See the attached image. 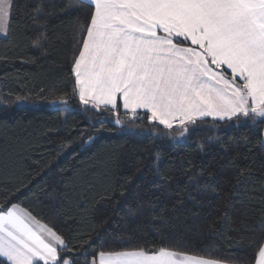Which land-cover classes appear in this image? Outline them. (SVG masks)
Here are the masks:
<instances>
[{
    "label": "trees",
    "instance_id": "obj_1",
    "mask_svg": "<svg viewBox=\"0 0 264 264\" xmlns=\"http://www.w3.org/2000/svg\"><path fill=\"white\" fill-rule=\"evenodd\" d=\"M70 2L75 5V0H15L10 34L0 37V202L8 197L31 210L63 233L77 254L89 240V252L121 239L131 247L159 245L154 225H162L153 217L164 216L187 225L169 234L168 246L254 264L264 233V148L259 145L264 126L209 122L171 140L154 134L146 121L117 126L114 117L85 110L78 100L50 107L71 92L78 29L87 11L76 6L69 15L52 7ZM33 17H39L36 23ZM37 29L47 35L43 50L31 47ZM89 136L94 139L85 143ZM201 145L209 150L202 153ZM246 166L251 175L240 195L226 203L236 169ZM189 168L193 176L212 169L213 178L190 184L183 175ZM157 170L183 204L176 193L157 189ZM106 195L112 198H102ZM141 204L145 207L131 216Z\"/></svg>",
    "mask_w": 264,
    "mask_h": 264
},
{
    "label": "snow or ice",
    "instance_id": "obj_2",
    "mask_svg": "<svg viewBox=\"0 0 264 264\" xmlns=\"http://www.w3.org/2000/svg\"><path fill=\"white\" fill-rule=\"evenodd\" d=\"M76 6L87 11L78 29L72 88L54 103L68 105L70 100H78L85 110L111 115L121 127L125 121L132 125L146 121L154 134L162 133L171 140L184 138L197 124L209 122L215 127L264 126V0H75V5L52 4L69 15ZM14 7L15 0H0V36L10 34ZM32 19L36 23L39 17ZM46 27V22L41 25ZM37 33L31 47L43 50L46 32L37 29ZM93 139L89 136L85 143ZM259 145L264 148V130ZM206 150L200 146L202 153ZM154 159L159 163L161 158L157 154ZM251 172L247 166L236 169L226 203L240 195ZM190 173L189 168L183 175L197 185L205 176L212 179L214 175L212 169H201L195 176ZM156 176L161 193H176L168 177L158 170ZM176 195L177 203L183 204ZM144 207L139 205L130 215L137 216ZM153 219L162 225H154L161 236L159 245L131 247L121 239L113 247L101 242L89 252V240L77 254L58 229L5 197L0 202V264H80L81 259L83 264H238L168 246L164 241L169 234L182 232L186 223L164 216ZM255 264H264V233L258 240Z\"/></svg>",
    "mask_w": 264,
    "mask_h": 264
},
{
    "label": "rangeland",
    "instance_id": "obj_3",
    "mask_svg": "<svg viewBox=\"0 0 264 264\" xmlns=\"http://www.w3.org/2000/svg\"><path fill=\"white\" fill-rule=\"evenodd\" d=\"M24 104V102L23 101H20L19 103H17V106L18 107H21L22 105ZM50 107H52V108H57V107H59V106H62L63 104H60L59 102H50L49 104H48ZM183 138H181V139H178V140H182Z\"/></svg>",
    "mask_w": 264,
    "mask_h": 264
},
{
    "label": "crops",
    "instance_id": "obj_4",
    "mask_svg": "<svg viewBox=\"0 0 264 264\" xmlns=\"http://www.w3.org/2000/svg\"><path fill=\"white\" fill-rule=\"evenodd\" d=\"M0 37H3V36H0ZM255 264V263H254Z\"/></svg>",
    "mask_w": 264,
    "mask_h": 264
}]
</instances>
